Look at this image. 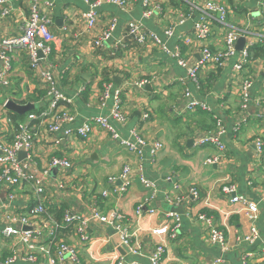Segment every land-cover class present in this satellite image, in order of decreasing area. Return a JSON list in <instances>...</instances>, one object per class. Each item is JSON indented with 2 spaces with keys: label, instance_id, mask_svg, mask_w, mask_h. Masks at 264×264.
Masks as SVG:
<instances>
[{
  "label": "crops",
  "instance_id": "0c3cea01",
  "mask_svg": "<svg viewBox=\"0 0 264 264\" xmlns=\"http://www.w3.org/2000/svg\"><path fill=\"white\" fill-rule=\"evenodd\" d=\"M49 1V8L40 5L39 10L51 20L49 30L56 37L55 44L47 59L39 58L36 69L29 66L27 55L15 57L11 70L0 79V134L6 140L11 138L12 114L21 116L15 119L20 125L29 122V115L38 117L48 109L49 84L39 73H49L55 89L70 100L66 111L72 120L56 132L49 130L52 122L49 117L43 122L33 120L29 130L37 136L32 152L39 158L28 163L22 160L27 158L25 154L19 160L34 171L47 164L48 156L64 157L72 162V168L66 173L52 169L45 193L40 197L33 195L31 181L16 193L13 201L6 190L0 191V263L22 256L24 251L22 244L13 246L2 234L7 225L6 214L15 218L11 223L14 229L21 230L20 217H30L29 212L39 202L46 208V216H40L33 228H39L46 219L54 236L76 252V260L67 257L63 264H116L108 254L113 248V243L108 241L109 229L95 223L90 225L88 235L93 242L89 251L78 241L74 228L63 224L66 211L87 214L93 208L104 215L117 210L123 216L122 224L134 233L132 245L137 251L136 256L126 255L128 262L150 264L148 258L157 244L150 231L166 225L168 215L174 213L181 216V229L178 238L170 242L162 264L171 261L211 264L218 258L225 264H241L246 253L252 254L247 264H264V54L261 52L253 58L250 52L264 44V14L258 6L259 0H210L223 5L228 15L225 26L212 22L204 45L213 53L223 51L226 34L235 29L241 34L239 39H245L243 48L250 44L249 58L242 71L236 72L234 65L241 59L239 52L243 48L238 50L235 45L238 53L221 67L203 69L197 84L184 80L185 70L155 45L138 47L125 35L129 21L140 23L145 31L156 32L160 37L162 30L170 27L176 37L165 41L171 49H179L187 64L193 66L200 59L201 45L194 39V25L201 14L192 12L190 7L202 8L209 0H153L157 7L149 19L142 17L145 0H134L130 13L112 5H101L97 8L96 28L82 35L79 34L85 30L81 18L86 10L84 1ZM9 2L13 8L11 16L2 17L0 10V39L20 34L21 23L32 4V0ZM110 18L116 21L112 36L104 47L96 48L93 41L107 27ZM184 38H190L191 42L186 44ZM122 39L123 47H113ZM245 79L251 80L252 101L243 106L240 85ZM142 81L145 83L141 84ZM106 88L108 98L102 101ZM185 90L203 101L209 110L185 111L182 97ZM115 98L119 100L125 122L108 119L109 125L125 137L133 128L147 141L157 139L162 148L156 155L151 157L148 148L141 155L130 152L108 131L98 127L85 138L64 135V130L74 131L91 118L109 116ZM9 103L29 108L19 114L7 108ZM217 120L222 126L220 140L224 149L212 143L198 146L199 139L218 131ZM257 139L263 142L260 154L255 147ZM207 159L214 162L206 164ZM127 165L130 184L125 192L118 194L125 182L120 178L121 172ZM140 177L155 183V194L143 186ZM60 182L62 188L58 187ZM224 185L234 186L235 193L224 194ZM190 189L195 190L197 199L192 197ZM234 196L257 206L255 220L245 215L242 204L231 202ZM201 214L224 234L228 243L226 251L221 252L206 241V225L198 219ZM252 227L260 240L244 242ZM32 253L36 263L17 260L13 264H47L46 254Z\"/></svg>",
  "mask_w": 264,
  "mask_h": 264
},
{
  "label": "built area",
  "instance_id": "2783aa9c",
  "mask_svg": "<svg viewBox=\"0 0 264 264\" xmlns=\"http://www.w3.org/2000/svg\"><path fill=\"white\" fill-rule=\"evenodd\" d=\"M86 5V10L81 13V18L84 21V31L79 35L84 33H91L96 28L99 16L97 13V8L101 5H112L121 11L130 13L132 9V3L134 0H83ZM144 4L146 8L142 13L143 19H149L153 16V10L157 7L153 0H145ZM50 7L49 0H43L39 2L38 0H32V4L29 9L28 16L21 23L20 34L17 36L4 37L0 39V62L1 71L0 79L11 70V62L15 57H22L23 55L28 56L29 66L33 69L37 68L38 60L40 57L48 58L52 52V47L55 44L56 37L50 32L49 27L51 25V20L42 15L39 10V6ZM258 6L261 13L264 14V0H259ZM0 10L2 17H8L12 15L13 8L9 0H0ZM190 10L192 12H200L201 17L194 25V39L198 41L201 45L200 59L194 63L193 66H189L185 58L181 55L179 49H171L167 42L176 37L175 32L172 28L167 27L162 30V38L156 32L145 31L142 25L135 21H129L127 24L126 38H132L138 47H144L147 44L155 45L163 53L167 54L170 58L174 59L177 64L185 70L184 80H188L194 84H197L199 79V73L206 68H216L221 67L224 62L237 52L235 45L240 37V33L237 30L229 31L225 36V48L220 52H211L208 46L204 45L207 41L208 36L211 32L212 22L217 23L219 26H225V19L228 15L227 9L213 1H206L202 8L191 5ZM203 15V16H202ZM116 21L114 18H110L107 27L98 34L93 44L96 48H102L105 43L108 42L112 36V31L115 28ZM227 27V26H226ZM181 39V37H177ZM166 40V41H165ZM183 41L186 44L191 42L190 38H184ZM115 45L124 46L123 39L115 42ZM249 47L244 46L243 50L239 53L241 59L234 65V70L236 72L242 71L244 66L248 63L249 58ZM39 75L44 79L46 83L49 84L48 95L51 96L48 109L41 113L38 117L34 115L28 116L27 124H20L17 130L14 131L11 138L6 140L0 134V191L2 189L8 192V198L14 200L16 193L22 189V187L28 183L32 182L31 189L33 195L40 197L45 193L46 182L49 177V173L52 169H57L61 173H66L72 168V162L64 157L48 156L47 164L40 170H32L27 164H23L19 158L18 154L24 152L27 154V158L22 159L28 163H32L35 158L33 154V144L37 133L31 132L29 130V124L33 120L39 119L43 122L48 117L52 120L49 125V130L51 132L59 131L62 124L67 123L72 120V115L70 112L66 111L70 100L59 93L54 85L52 84V78L49 73H39ZM142 81L141 84H144ZM251 80L245 79L240 85V96L243 106L247 105L249 101H252L250 96ZM185 100L184 110L191 111L195 108L201 110H209L207 105L193 97L189 90H185L182 94ZM108 98V89L102 93L101 100L105 101ZM149 116L146 114L144 116L147 119ZM108 119H115L119 123L123 124L125 122V116L121 112L119 106L118 98H115V103L110 111L109 116H99L94 117L86 122H84L80 127L76 128L74 131L64 130V135H78L80 137H87L92 132L95 127L101 128L108 131L114 140L119 142L128 151L134 152L138 155L142 154L144 148L149 149L150 156L153 157L162 148V143L157 139L147 141L139 135L137 130L131 129L128 132V137L123 136L112 129L109 125ZM218 122V131L210 136L199 139L197 145L201 146L205 143H212L217 146L220 150L224 149L221 144V136L223 134L222 126H220V121ZM58 143V142H57ZM255 147L258 154L262 152L263 142L261 139L255 141ZM44 156V155H43ZM47 158V157H45ZM214 161L207 159L206 164H212ZM129 166H124L121 172V179H124V185L118 189V194L126 191L125 187L130 184L127 180L129 173ZM34 174V177L32 175ZM113 181V179H109ZM139 181L143 186L149 189L152 193H156V185L154 182L140 177ZM59 188L63 187V183L58 184ZM222 192L226 195H231L235 193L234 186L224 185ZM190 193L193 198H198L197 193L194 189H190ZM106 192L102 193L105 196ZM231 202L236 204L240 203L243 205L244 213L251 220L257 218V206L246 201L243 197L234 196ZM136 213L139 215L140 207L137 209ZM153 214V210H150V215ZM30 217L21 216L19 219L20 225H22L21 230H16L13 227L12 222L15 218L12 215L6 214L5 219L7 220V225L3 230L2 234L5 239H9L11 244L14 246L16 244H22L24 251L22 256H13L7 259L5 262L0 264H13L18 261H27L36 263V256L32 252H41L46 254L47 264H63L65 259L69 257L70 259L76 260V252L72 249L64 240L56 238L54 236L53 230L51 229L49 222L44 219L40 222L39 228H33V223L36 222L40 216H46V208L41 204L37 203L36 206L32 208L29 212ZM169 221L166 225H161L150 231L151 235L155 236L157 239V244L155 246L154 252L148 258L150 264H162L167 258L168 248L170 242L176 240L179 236L181 229V216L177 214H169ZM198 219L206 225L207 236L206 241L219 247L221 252L228 249V243L222 232L217 230L215 224L211 222L209 218L203 214L198 215ZM63 224L65 226H71L74 228L78 241L82 245H86L90 251L93 240L88 235V229L90 225L95 223L106 227L111 231L108 237V241L113 243V248L109 249V257L111 260L115 261L116 264H138L136 261H126V255L136 256L137 251L132 245L134 233L129 231L123 226V216L119 211L113 210L107 215H104L98 211L97 208H93L87 214L70 213L66 211L62 217ZM260 240L258 232L255 227L250 229L248 235H245L243 241L247 243H253L254 241ZM47 242L46 244H44ZM262 251L264 253V243L262 244ZM127 248V253L122 256L117 249ZM251 253H246L242 259L241 264H247L251 258ZM90 257L95 259L90 253ZM96 260V259H95ZM169 264H180L179 262L171 261ZM211 264H225L224 260L218 258L214 259Z\"/></svg>",
  "mask_w": 264,
  "mask_h": 264
},
{
  "label": "water",
  "instance_id": "95a60500",
  "mask_svg": "<svg viewBox=\"0 0 264 264\" xmlns=\"http://www.w3.org/2000/svg\"><path fill=\"white\" fill-rule=\"evenodd\" d=\"M245 43V39L244 38H240L238 40V42L236 43V48L238 50H241L243 48V45ZM7 108L10 109V110H13L15 111L16 113H19V114H23L24 112H26L29 108V106H18V105H14L12 103H9L7 105ZM23 156H25V153L24 152H20L18 154V158L21 159ZM117 251L122 255V256H125L126 253H127V248H124V249H121V248H118Z\"/></svg>",
  "mask_w": 264,
  "mask_h": 264
},
{
  "label": "trees",
  "instance_id": "16d2710c",
  "mask_svg": "<svg viewBox=\"0 0 264 264\" xmlns=\"http://www.w3.org/2000/svg\"><path fill=\"white\" fill-rule=\"evenodd\" d=\"M251 54H252V57H256L258 56L261 52L264 54V44L263 46H256V47H253L251 50H250ZM13 115V126H14V131L17 130V127L19 126V124L16 123V118H20L21 116H18L16 114H12ZM13 131V132H14Z\"/></svg>",
  "mask_w": 264,
  "mask_h": 264
}]
</instances>
